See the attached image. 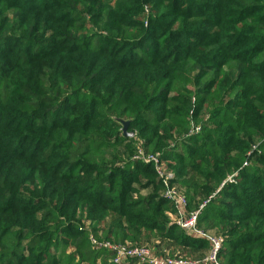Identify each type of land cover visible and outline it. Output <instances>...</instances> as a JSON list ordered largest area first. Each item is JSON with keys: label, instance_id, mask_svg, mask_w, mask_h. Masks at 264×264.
Returning <instances> with one entry per match:
<instances>
[{"label": "trees", "instance_id": "16d2710c", "mask_svg": "<svg viewBox=\"0 0 264 264\" xmlns=\"http://www.w3.org/2000/svg\"><path fill=\"white\" fill-rule=\"evenodd\" d=\"M157 166L264 264V0H0V264L204 260Z\"/></svg>", "mask_w": 264, "mask_h": 264}, {"label": "built area", "instance_id": "2783aa9c", "mask_svg": "<svg viewBox=\"0 0 264 264\" xmlns=\"http://www.w3.org/2000/svg\"><path fill=\"white\" fill-rule=\"evenodd\" d=\"M149 161H152L158 165V160L156 157H149ZM157 172L162 178L163 184L167 187L165 196L175 206V209L178 212V219L176 221L177 224L181 229L186 230L189 236L208 240L210 244H212L210 254L202 261H192L185 258H171L168 256L158 257L151 249L146 247L128 248L127 246L110 242L104 244H98L96 241L93 242L100 247H104L108 251L114 253V260L117 264L123 263L124 261L131 258H136L139 260V262L147 264H220L217 260V255L221 250L222 241L205 233L202 230H199L196 227L198 212L193 213L190 216L186 215L185 209L187 207V200L179 190H177L175 187H170L168 182V180L171 179L173 175H165L164 168L160 166H157Z\"/></svg>", "mask_w": 264, "mask_h": 264}, {"label": "water", "instance_id": "95a60500", "mask_svg": "<svg viewBox=\"0 0 264 264\" xmlns=\"http://www.w3.org/2000/svg\"><path fill=\"white\" fill-rule=\"evenodd\" d=\"M126 126H127V123L125 124V128H124V131L126 132Z\"/></svg>", "mask_w": 264, "mask_h": 264}, {"label": "rangeland", "instance_id": "374dc122", "mask_svg": "<svg viewBox=\"0 0 264 264\" xmlns=\"http://www.w3.org/2000/svg\"><path fill=\"white\" fill-rule=\"evenodd\" d=\"M176 221H177V219H176Z\"/></svg>", "mask_w": 264, "mask_h": 264}]
</instances>
